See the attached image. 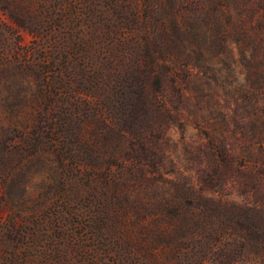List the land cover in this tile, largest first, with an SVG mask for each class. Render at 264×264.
<instances>
[{
  "label": "rangeland",
  "instance_id": "374dc122",
  "mask_svg": "<svg viewBox=\"0 0 264 264\" xmlns=\"http://www.w3.org/2000/svg\"><path fill=\"white\" fill-rule=\"evenodd\" d=\"M236 206L264 231V0H0V264H264Z\"/></svg>",
  "mask_w": 264,
  "mask_h": 264
},
{
  "label": "trees",
  "instance_id": "16d2710c",
  "mask_svg": "<svg viewBox=\"0 0 264 264\" xmlns=\"http://www.w3.org/2000/svg\"><path fill=\"white\" fill-rule=\"evenodd\" d=\"M167 75L172 76V70L167 68ZM237 211H232L228 215L224 214L223 217L225 216L226 221L232 220L233 218L237 220L240 226H242L245 230V233H251L254 232L255 234H258L257 237H260V233L264 232L262 225L260 224L259 220L256 218V214L254 213V209H249V208H242L236 206ZM258 213L261 217L264 216V213L262 211H255ZM264 218V217H263ZM257 238V239H258ZM246 240V237L243 238L241 237L239 240H236V248L234 250L236 255H241L242 256V250L244 248V241ZM250 239H248L249 241ZM18 264H38V262L35 259H28L25 263H18Z\"/></svg>",
  "mask_w": 264,
  "mask_h": 264
}]
</instances>
